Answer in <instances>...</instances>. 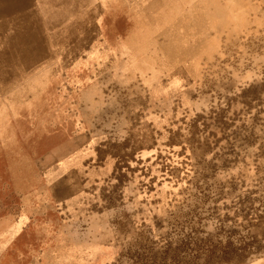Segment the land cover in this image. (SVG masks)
I'll return each mask as SVG.
<instances>
[{
  "label": "rangeland",
  "instance_id": "rangeland-1",
  "mask_svg": "<svg viewBox=\"0 0 264 264\" xmlns=\"http://www.w3.org/2000/svg\"><path fill=\"white\" fill-rule=\"evenodd\" d=\"M54 7L0 90V264H264V0Z\"/></svg>",
  "mask_w": 264,
  "mask_h": 264
},
{
  "label": "bare ground",
  "instance_id": "bare-ground-1",
  "mask_svg": "<svg viewBox=\"0 0 264 264\" xmlns=\"http://www.w3.org/2000/svg\"><path fill=\"white\" fill-rule=\"evenodd\" d=\"M62 1L63 2H69L72 0H0V90L6 91L9 86H11L14 82H17L18 79H20L22 76H23V78H25L26 74L29 73V70L32 69L33 67H35L44 58L45 50H46V48L48 49V47H49V39H48V35L46 34V32L49 31V29H50L49 23L53 24V22L56 21L57 18H60V14H57V11L55 12V10H54V8H55L54 5L59 4ZM91 6H92V4H91ZM134 13H136V12H134ZM47 14L50 17H52V19L48 20ZM151 17H149V18H151ZM207 19H209V18H207ZM182 20H183V18H182ZM177 26H178V24H177ZM184 27H186V26L184 25ZM169 36H170V34H169ZM202 44H204V43H202ZM207 45H208V43H207ZM194 47H195V45H194ZM183 55H184V53H183ZM181 58H183V57H181ZM164 64H166V63H164ZM190 75H192V74H190ZM185 80H186V78H185ZM15 92H17V91H15ZM11 99H12V97H11ZM6 116L7 115H5V117ZM0 117H2V116H0Z\"/></svg>",
  "mask_w": 264,
  "mask_h": 264
}]
</instances>
